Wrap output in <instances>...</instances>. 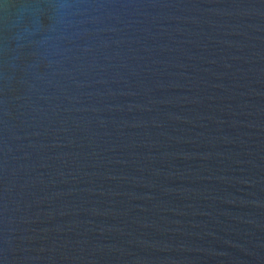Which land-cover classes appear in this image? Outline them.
Returning <instances> with one entry per match:
<instances>
[{
  "label": "water",
  "instance_id": "1",
  "mask_svg": "<svg viewBox=\"0 0 264 264\" xmlns=\"http://www.w3.org/2000/svg\"><path fill=\"white\" fill-rule=\"evenodd\" d=\"M0 264H264V0H0Z\"/></svg>",
  "mask_w": 264,
  "mask_h": 264
}]
</instances>
